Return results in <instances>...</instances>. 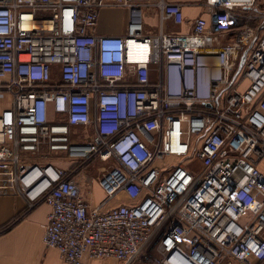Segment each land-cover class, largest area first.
<instances>
[{
	"label": "built area",
	"instance_id": "obj_1",
	"mask_svg": "<svg viewBox=\"0 0 264 264\" xmlns=\"http://www.w3.org/2000/svg\"><path fill=\"white\" fill-rule=\"evenodd\" d=\"M156 6L150 35L131 0H0V163L51 208L42 241L66 264H264V31L248 50L264 9ZM105 8L128 10L126 35L94 33ZM96 161L91 207L76 177Z\"/></svg>",
	"mask_w": 264,
	"mask_h": 264
},
{
	"label": "crops",
	"instance_id": "obj_2",
	"mask_svg": "<svg viewBox=\"0 0 264 264\" xmlns=\"http://www.w3.org/2000/svg\"><path fill=\"white\" fill-rule=\"evenodd\" d=\"M134 3L148 4L145 9L146 33L158 34L159 9L156 4L160 0H131ZM169 3L183 5V14L187 22L200 17H208L205 0H165ZM264 9V0H259ZM128 10L125 8H105L101 11L94 33L98 36H124L127 33ZM154 26V28L152 27ZM164 31L170 33H185L190 30L186 23L175 26L166 22ZM59 156L61 158H59ZM65 154L52 156L51 162L65 169L72 164ZM81 174L77 176L82 194L91 207L99 206L105 200V193L100 187L97 177L91 180V187L87 178ZM129 199L120 196L113 200L104 210L126 204ZM51 208L47 204H39L33 209L28 208L27 201L19 194L14 181V170H0V264H66L56 249L43 244V235L48 224ZM85 264H121L107 260H86Z\"/></svg>",
	"mask_w": 264,
	"mask_h": 264
},
{
	"label": "rangeland",
	"instance_id": "obj_3",
	"mask_svg": "<svg viewBox=\"0 0 264 264\" xmlns=\"http://www.w3.org/2000/svg\"><path fill=\"white\" fill-rule=\"evenodd\" d=\"M152 27L154 28V26H152ZM8 103H9V101H8L7 98L6 99H3V100H0V112L4 108H6L8 106ZM85 138L86 139L89 138V134L88 133L85 135ZM84 143H85V141H84ZM59 155H61V154H59ZM64 157L67 158L66 155ZM59 158H61V157L59 156ZM102 166H105V163H102L100 161L94 162L92 164V167H89V169H86L85 175H90V177L94 179L95 177H97L98 175H100L99 168L102 167ZM0 170L1 171H4V173L7 170H12L13 171L14 170V166H13L12 163H9V162H7V163H0ZM150 257H151V255H150Z\"/></svg>",
	"mask_w": 264,
	"mask_h": 264
},
{
	"label": "water",
	"instance_id": "obj_4",
	"mask_svg": "<svg viewBox=\"0 0 264 264\" xmlns=\"http://www.w3.org/2000/svg\"><path fill=\"white\" fill-rule=\"evenodd\" d=\"M264 31V20L263 22L258 26V28L256 29V33H255V38L253 40V42L251 43L250 47L248 48V50L252 47V45L254 44V42L256 41V39L259 37L260 33ZM247 50V51H248ZM247 51L244 52V54L242 55L241 58V62L239 65V70L243 67L244 63H245V59H246V55H247Z\"/></svg>",
	"mask_w": 264,
	"mask_h": 264
}]
</instances>
